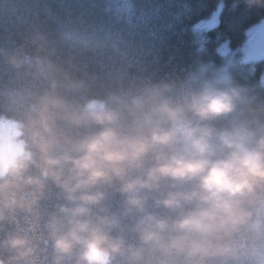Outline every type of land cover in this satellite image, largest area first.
<instances>
[{
    "label": "clouds",
    "instance_id": "clouds-1",
    "mask_svg": "<svg viewBox=\"0 0 264 264\" xmlns=\"http://www.w3.org/2000/svg\"><path fill=\"white\" fill-rule=\"evenodd\" d=\"M40 68L63 78L56 63ZM9 99L24 114L16 123L25 147L0 152V223L35 208L50 181L64 201L47 224L52 264H230L264 226V98L242 85L142 80L95 103L52 91ZM109 195L123 198L118 214ZM150 201L164 214L147 211ZM125 221L139 243L112 234ZM4 252L2 264H32L36 245L9 235Z\"/></svg>",
    "mask_w": 264,
    "mask_h": 264
},
{
    "label": "trees",
    "instance_id": "trees-1",
    "mask_svg": "<svg viewBox=\"0 0 264 264\" xmlns=\"http://www.w3.org/2000/svg\"><path fill=\"white\" fill-rule=\"evenodd\" d=\"M220 1L0 0V119L23 118L21 109L9 99L16 93L52 91L73 103L86 104L108 101L142 80L176 79L195 86L217 77L264 98V59L238 60L226 67V57L218 49L224 39L232 46L245 39L248 27L264 16V0L252 4L223 0L218 25L196 32L195 25ZM12 57L22 61L20 68L9 64ZM38 61L60 65L63 78L43 75ZM68 81L83 82V88L75 91L67 86ZM47 183L48 190L35 208L16 209L0 223V240L19 234L36 245L32 264H52L47 224L64 203L57 199L58 189ZM122 200L109 195L104 203L110 213L118 214ZM147 211L164 214L151 201ZM259 211L264 214V209ZM131 223L125 221L112 234L123 231L129 242L139 243L128 232ZM243 242L246 254L230 264H264V226L253 228ZM11 254L0 253V264ZM74 258L65 264H72Z\"/></svg>",
    "mask_w": 264,
    "mask_h": 264
},
{
    "label": "rangeland",
    "instance_id": "rangeland-1",
    "mask_svg": "<svg viewBox=\"0 0 264 264\" xmlns=\"http://www.w3.org/2000/svg\"><path fill=\"white\" fill-rule=\"evenodd\" d=\"M222 7L223 0L220 1L218 6L212 11L210 15L200 19V22H198L194 27L196 32H201L199 30V25L201 22H206L212 17L218 18L219 21ZM257 23H264V16L253 24H251L250 26L255 25ZM250 26L248 27V29L250 28ZM218 49L226 57V67L238 60L254 61L258 59H264V56L255 53H250L247 50L246 37L240 44L236 46H232L229 39H224L218 44ZM262 79L264 81V69ZM16 122L17 119L11 117H4L0 119V152H8L9 154H12L13 152L21 150L23 147H25L24 137L21 136L20 132L18 131V125Z\"/></svg>",
    "mask_w": 264,
    "mask_h": 264
},
{
    "label": "snow or ice",
    "instance_id": "snow-or-ice-1",
    "mask_svg": "<svg viewBox=\"0 0 264 264\" xmlns=\"http://www.w3.org/2000/svg\"><path fill=\"white\" fill-rule=\"evenodd\" d=\"M218 18L212 17L206 22H201L199 30L201 32L210 31L218 25ZM246 47L250 53L264 56V23H257L250 26L246 35Z\"/></svg>",
    "mask_w": 264,
    "mask_h": 264
}]
</instances>
